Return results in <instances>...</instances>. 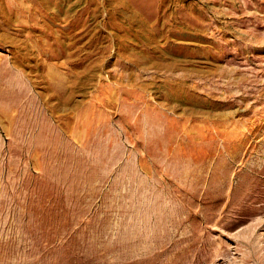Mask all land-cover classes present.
Here are the masks:
<instances>
[{"label":"rangeland","instance_id":"374dc122","mask_svg":"<svg viewBox=\"0 0 264 264\" xmlns=\"http://www.w3.org/2000/svg\"><path fill=\"white\" fill-rule=\"evenodd\" d=\"M0 264H264V0H0Z\"/></svg>","mask_w":264,"mask_h":264}]
</instances>
